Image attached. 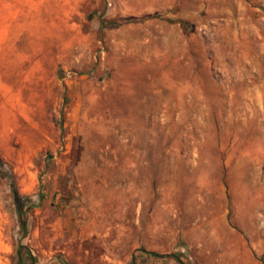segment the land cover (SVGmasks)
Instances as JSON below:
<instances>
[{
	"label": "rangeland",
	"instance_id": "374dc122",
	"mask_svg": "<svg viewBox=\"0 0 264 264\" xmlns=\"http://www.w3.org/2000/svg\"><path fill=\"white\" fill-rule=\"evenodd\" d=\"M18 244L264 264V0H0V264Z\"/></svg>",
	"mask_w": 264,
	"mask_h": 264
},
{
	"label": "trees",
	"instance_id": "16d2710c",
	"mask_svg": "<svg viewBox=\"0 0 264 264\" xmlns=\"http://www.w3.org/2000/svg\"><path fill=\"white\" fill-rule=\"evenodd\" d=\"M181 25L186 26L187 24L185 22H181ZM7 178H8L9 187H10V190L13 196V201L17 205V208H21V205L20 204L18 205L19 201H21L20 200L21 198L18 196L15 190L13 180L9 174H7ZM24 225H25V222L21 224L22 229L24 228ZM141 252L145 256L153 258V259L172 258L177 264H185L176 254H161V253H156L153 251H146V250H141ZM34 263H35V258L30 252V250L26 246L22 244H18L17 248L15 249L14 264H34ZM129 264H135L134 260L132 259L129 262Z\"/></svg>",
	"mask_w": 264,
	"mask_h": 264
}]
</instances>
